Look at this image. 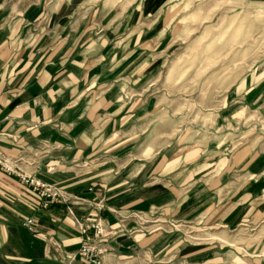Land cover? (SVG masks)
<instances>
[{
	"label": "crops",
	"instance_id": "0c3cea01",
	"mask_svg": "<svg viewBox=\"0 0 264 264\" xmlns=\"http://www.w3.org/2000/svg\"><path fill=\"white\" fill-rule=\"evenodd\" d=\"M27 1L0 0V154L87 202L73 213L107 224L104 264H264V63L230 87L215 124L158 137L148 58L171 30L185 31L180 18L170 25L175 0H143L108 27L97 2L46 11ZM40 201L0 169V264H67L55 246L78 253L68 207L42 210ZM157 211L196 225L208 242L129 219ZM241 228L252 233L247 254L219 253L221 238L232 247L228 236Z\"/></svg>",
	"mask_w": 264,
	"mask_h": 264
},
{
	"label": "rangeland",
	"instance_id": "374dc122",
	"mask_svg": "<svg viewBox=\"0 0 264 264\" xmlns=\"http://www.w3.org/2000/svg\"><path fill=\"white\" fill-rule=\"evenodd\" d=\"M90 1L97 2L100 11L109 13L108 18L112 19L106 21L108 27L116 16L126 14L143 0ZM61 2L65 0H28L25 7L35 4L41 10L49 11V7ZM156 2L157 0H153V3ZM175 2L176 6L171 11L174 20L170 25L176 26L180 18L185 31L182 33V30H171L158 50L150 53L148 58L150 66L146 78L148 84L145 87L154 96L153 122L158 137L161 130H170L169 134H161L162 136L173 137L176 135V126L215 124L216 112L223 108V99L230 87L252 68L264 63V0ZM177 2L181 4L180 8ZM94 23L89 20L91 31H94ZM137 56L140 58V54ZM144 81L145 79L143 83ZM234 124L239 130L241 118ZM229 128L232 127L229 125ZM149 221L155 226L160 225L155 230L162 228V232H179L185 237L187 244L208 242L203 239L207 238L206 234L195 229L196 225L168 219L162 212L150 215ZM251 234L242 228L229 234L232 247L225 246L227 237L221 238V245L224 247L219 253L228 250L239 256L247 254L246 242ZM243 242L245 246L242 245ZM235 263L241 261L235 259Z\"/></svg>",
	"mask_w": 264,
	"mask_h": 264
},
{
	"label": "built area",
	"instance_id": "2783aa9c",
	"mask_svg": "<svg viewBox=\"0 0 264 264\" xmlns=\"http://www.w3.org/2000/svg\"><path fill=\"white\" fill-rule=\"evenodd\" d=\"M33 167V163L24 161V158H12L0 154V169L19 177L33 192H35L40 201L42 210H49L53 204H61L68 207V212L72 215L75 225L79 230L81 238V246L77 254H67L62 252L59 246H55L56 251L62 256L67 264H72L76 256L87 264H104V256L106 252H112L104 240L113 238L111 231H108L107 224L102 219L93 220L90 218L83 219L74 215V208H88L87 202L73 194L63 192L53 185L43 183L27 172L22 165ZM129 219L136 224H150L149 216L142 213H134ZM27 227L31 232L35 231L33 219L27 221Z\"/></svg>",
	"mask_w": 264,
	"mask_h": 264
}]
</instances>
